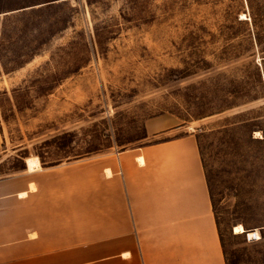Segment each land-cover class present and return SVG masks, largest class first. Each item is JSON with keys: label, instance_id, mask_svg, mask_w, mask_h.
<instances>
[{"label": "rangeland", "instance_id": "1", "mask_svg": "<svg viewBox=\"0 0 264 264\" xmlns=\"http://www.w3.org/2000/svg\"><path fill=\"white\" fill-rule=\"evenodd\" d=\"M164 114L199 137L227 264H264V0H0V180L96 166Z\"/></svg>", "mask_w": 264, "mask_h": 264}, {"label": "crops", "instance_id": "2", "mask_svg": "<svg viewBox=\"0 0 264 264\" xmlns=\"http://www.w3.org/2000/svg\"><path fill=\"white\" fill-rule=\"evenodd\" d=\"M144 129L140 145L96 166L25 162L0 180V217L18 219L20 264H227L197 134L171 114Z\"/></svg>", "mask_w": 264, "mask_h": 264}, {"label": "trees", "instance_id": "3", "mask_svg": "<svg viewBox=\"0 0 264 264\" xmlns=\"http://www.w3.org/2000/svg\"><path fill=\"white\" fill-rule=\"evenodd\" d=\"M48 92L49 90L48 89H45V92ZM264 133V132H263ZM73 135L71 134V133H66V134H64V135H62V136H59V137H56L55 139H53V141H51V142H62V141H64L65 143L63 144L64 146H66L67 144H68V139H70L71 137H72ZM51 142H48V143H46V144H50ZM198 142H199V146H200V141H199V137H198ZM200 150H201V148H200ZM41 164H42V166L43 167H47V165H46V163H45V161L43 160V158L41 157ZM23 169V168H22ZM35 169V168H34ZM211 191V190H210ZM212 202H213V200H212ZM213 206H214V204H213Z\"/></svg>", "mask_w": 264, "mask_h": 264}, {"label": "bare ground", "instance_id": "4", "mask_svg": "<svg viewBox=\"0 0 264 264\" xmlns=\"http://www.w3.org/2000/svg\"><path fill=\"white\" fill-rule=\"evenodd\" d=\"M234 232L235 233H246V234H248V236H249L250 239H253L254 237L257 238V239H260V234H259L258 231L246 232L244 226L241 225V224H239V225H237L235 227Z\"/></svg>", "mask_w": 264, "mask_h": 264}]
</instances>
